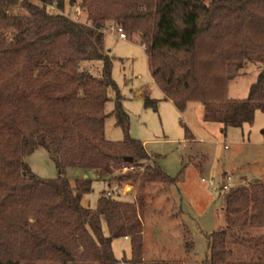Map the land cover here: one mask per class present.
I'll list each match as a JSON object with an SVG mask.
<instances>
[{"label":"trees","instance_id":"1","mask_svg":"<svg viewBox=\"0 0 264 264\" xmlns=\"http://www.w3.org/2000/svg\"><path fill=\"white\" fill-rule=\"evenodd\" d=\"M66 4L85 20L65 15ZM110 22L126 38L140 37L153 83L180 114L200 103L203 120L224 131L264 110V0H0V264H121L112 249L119 237L129 238L125 261H143L140 210L148 190L176 178L153 161L137 166L150 157L129 136L111 77L103 48ZM247 63L260 64L247 97L228 99V82ZM108 90L115 92L110 112ZM144 106L155 107L156 100L145 96ZM110 114L123 132L117 141L105 136ZM37 147L59 173L99 169L108 189L133 185L134 200L107 196V189L95 208L84 205L87 177L29 173L24 158ZM126 158L134 167L124 171ZM222 203L225 224L207 235L201 264H264V175L230 187Z\"/></svg>","mask_w":264,"mask_h":264},{"label":"rangeland","instance_id":"2","mask_svg":"<svg viewBox=\"0 0 264 264\" xmlns=\"http://www.w3.org/2000/svg\"><path fill=\"white\" fill-rule=\"evenodd\" d=\"M64 13L85 20L82 10L68 4ZM2 33L9 35L10 30ZM140 43L138 35L122 39L110 30L103 37L104 51L112 62L111 77L121 97L122 108L129 117V136L140 140L150 157L137 166L142 168L153 161L166 175L176 178L173 184L155 185L148 190L146 206L140 210L141 264L172 259L184 264H201L208 255L207 235L225 224L224 191L220 189L223 177L228 174L233 177L231 187L254 179L262 180L264 110H256L249 124L239 128L227 127L224 131L220 123L203 120L200 103H189L180 114L153 83ZM259 71L260 64L247 63L239 75L228 82L227 98H246ZM108 96L111 100L106 103V112L113 109L115 92L108 90ZM145 96L156 100V106H144ZM105 136L113 141L123 137L114 115L110 114L105 120ZM24 162L29 173L39 179L62 175L74 181L86 175L91 182V191L83 196L82 203L90 208L96 207L101 191L108 189L107 175L99 169L67 167L59 173L43 147H37L24 158ZM124 164L129 165L128 161ZM120 189L122 193L118 198L134 200L133 185L125 184ZM127 240L129 238L121 237L112 240L114 255L121 264H128L125 260L130 256ZM186 242H191L192 247L186 249Z\"/></svg>","mask_w":264,"mask_h":264},{"label":"built area","instance_id":"3","mask_svg":"<svg viewBox=\"0 0 264 264\" xmlns=\"http://www.w3.org/2000/svg\"><path fill=\"white\" fill-rule=\"evenodd\" d=\"M114 26L111 24V25H108L107 27H105L104 28V33L107 30H110V31L116 32L119 38L126 39V35L123 32V30L121 29V27H118V26L114 27ZM133 167L134 166L129 163L128 166H123V170L124 171L131 170ZM232 181H233V177L230 174L225 175L223 177V181H222V184L220 186V189L223 190V191L228 190L231 187ZM210 184L211 185L213 184L212 181L210 182ZM121 193H122V189H120L117 185H114V186L111 187V189L109 188L107 190L106 195L107 196L119 197L121 195Z\"/></svg>","mask_w":264,"mask_h":264},{"label":"water","instance_id":"4","mask_svg":"<svg viewBox=\"0 0 264 264\" xmlns=\"http://www.w3.org/2000/svg\"><path fill=\"white\" fill-rule=\"evenodd\" d=\"M125 160H126V161H131V159H130V158H126Z\"/></svg>","mask_w":264,"mask_h":264},{"label":"crops","instance_id":"5","mask_svg":"<svg viewBox=\"0 0 264 264\" xmlns=\"http://www.w3.org/2000/svg\"><path fill=\"white\" fill-rule=\"evenodd\" d=\"M170 101V100H169ZM83 177H86V175L85 176H83ZM254 180H258V179H254ZM128 241V240H127Z\"/></svg>","mask_w":264,"mask_h":264}]
</instances>
